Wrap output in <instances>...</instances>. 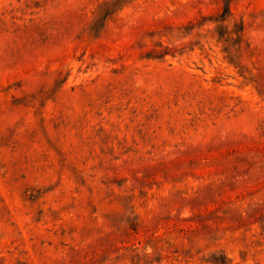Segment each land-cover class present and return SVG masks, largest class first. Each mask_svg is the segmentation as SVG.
I'll return each mask as SVG.
<instances>
[{
    "label": "rangeland",
    "instance_id": "374dc122",
    "mask_svg": "<svg viewBox=\"0 0 264 264\" xmlns=\"http://www.w3.org/2000/svg\"><path fill=\"white\" fill-rule=\"evenodd\" d=\"M0 264H264V0H0Z\"/></svg>",
    "mask_w": 264,
    "mask_h": 264
}]
</instances>
